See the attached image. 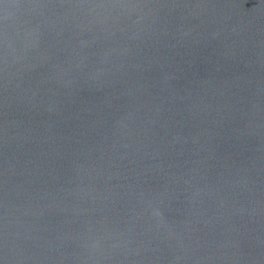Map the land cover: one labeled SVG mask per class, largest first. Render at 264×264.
<instances>
[{"label": "water", "instance_id": "95a60500", "mask_svg": "<svg viewBox=\"0 0 264 264\" xmlns=\"http://www.w3.org/2000/svg\"><path fill=\"white\" fill-rule=\"evenodd\" d=\"M0 264H264V0H0Z\"/></svg>", "mask_w": 264, "mask_h": 264}]
</instances>
